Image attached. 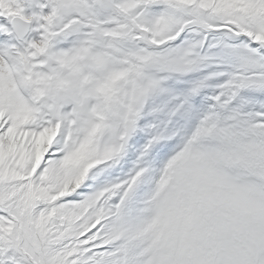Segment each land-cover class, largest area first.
I'll list each match as a JSON object with an SVG mask.
<instances>
[{
    "label": "snow or ice",
    "instance_id": "snow-or-ice-1",
    "mask_svg": "<svg viewBox=\"0 0 264 264\" xmlns=\"http://www.w3.org/2000/svg\"><path fill=\"white\" fill-rule=\"evenodd\" d=\"M0 264H264V0H0Z\"/></svg>",
    "mask_w": 264,
    "mask_h": 264
}]
</instances>
